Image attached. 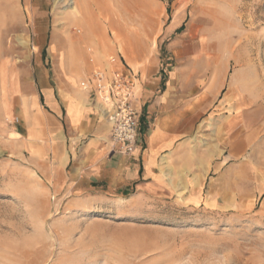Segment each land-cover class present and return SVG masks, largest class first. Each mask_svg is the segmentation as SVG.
<instances>
[{
	"label": "rangeland",
	"instance_id": "rangeland-1",
	"mask_svg": "<svg viewBox=\"0 0 264 264\" xmlns=\"http://www.w3.org/2000/svg\"><path fill=\"white\" fill-rule=\"evenodd\" d=\"M75 1L0 0L7 124L114 55L137 91L180 70L195 150L164 164L177 193L143 200L59 193L29 152L0 153V264H264V0Z\"/></svg>",
	"mask_w": 264,
	"mask_h": 264
},
{
	"label": "crops",
	"instance_id": "crops-1",
	"mask_svg": "<svg viewBox=\"0 0 264 264\" xmlns=\"http://www.w3.org/2000/svg\"><path fill=\"white\" fill-rule=\"evenodd\" d=\"M90 71L82 89L69 88L76 76L68 72L69 78L63 75L57 87H42L41 99L44 97L50 114H44L33 98L30 107H23L24 120L18 129L5 121L8 109L0 66V153L29 152L33 165L46 175L54 190L82 200L112 194L118 199L143 200L155 188L177 193L174 183L163 180L164 164H179L184 150H195L188 149L184 141L187 103L179 88L180 70L170 71L161 90L158 76L136 91L133 104L138 113V144L128 155L113 143L111 124L87 88Z\"/></svg>",
	"mask_w": 264,
	"mask_h": 264
},
{
	"label": "built area",
	"instance_id": "built-area-1",
	"mask_svg": "<svg viewBox=\"0 0 264 264\" xmlns=\"http://www.w3.org/2000/svg\"><path fill=\"white\" fill-rule=\"evenodd\" d=\"M88 60L93 62L91 56ZM86 83L111 124L113 143L122 154H131L138 144V113L133 104L137 74L120 57L109 55L104 65H93Z\"/></svg>",
	"mask_w": 264,
	"mask_h": 264
},
{
	"label": "bare ground",
	"instance_id": "bare-ground-1",
	"mask_svg": "<svg viewBox=\"0 0 264 264\" xmlns=\"http://www.w3.org/2000/svg\"><path fill=\"white\" fill-rule=\"evenodd\" d=\"M75 1V0H74ZM75 3L77 4V1H75ZM79 6V5H78ZM73 9V8H72ZM76 9V8H75ZM74 9V10H75ZM78 13V12H77ZM68 39V42H70L71 44H72V42H73V40L74 39H71V38H67ZM65 75V74H64ZM97 107H98V110H100V113H102L103 114V112H102V107L99 105V104H97Z\"/></svg>",
	"mask_w": 264,
	"mask_h": 264
},
{
	"label": "trees",
	"instance_id": "trees-1",
	"mask_svg": "<svg viewBox=\"0 0 264 264\" xmlns=\"http://www.w3.org/2000/svg\"><path fill=\"white\" fill-rule=\"evenodd\" d=\"M182 29V26L178 29V31H180Z\"/></svg>",
	"mask_w": 264,
	"mask_h": 264
}]
</instances>
